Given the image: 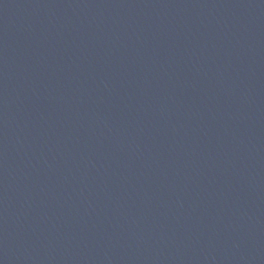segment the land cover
I'll return each mask as SVG.
<instances>
[{"label":"water","instance_id":"1","mask_svg":"<svg viewBox=\"0 0 264 264\" xmlns=\"http://www.w3.org/2000/svg\"><path fill=\"white\" fill-rule=\"evenodd\" d=\"M0 264H264V0H0Z\"/></svg>","mask_w":264,"mask_h":264}]
</instances>
